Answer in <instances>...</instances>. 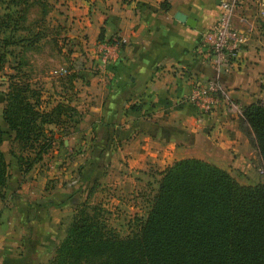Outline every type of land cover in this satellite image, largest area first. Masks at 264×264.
<instances>
[{
    "label": "crops",
    "instance_id": "1",
    "mask_svg": "<svg viewBox=\"0 0 264 264\" xmlns=\"http://www.w3.org/2000/svg\"><path fill=\"white\" fill-rule=\"evenodd\" d=\"M61 1L64 7L58 13H64V17L67 13L83 14L79 19L86 27L84 42L90 55L79 76L73 79V103L83 111V116L69 135L62 137L63 146L75 148L77 152L72 167L65 170L61 179L54 180L48 191L44 185L37 193L21 189L28 177L43 174L37 167L39 163L24 173L14 165L8 191L16 192L22 203L21 208L19 202L14 203L18 211L19 235L13 239L17 241L15 245L3 249L0 230V264H42L52 255L79 199L69 206L68 196L78 188L66 189L58 183L71 173L86 168L79 186L91 182L95 185V181L102 185L108 174L100 176L101 173L96 172V167L102 164L107 166L108 163L109 167L115 166V171L123 173L120 170L129 164L126 157L135 158L142 167L145 157L157 154L167 161L195 155L192 143L198 136V129L207 132L209 152L213 151L212 137L215 146L224 143L227 151L230 146L232 150L241 151L246 144L238 117L227 113L221 97L202 115L188 99L196 84L208 80L219 83L223 79L225 92L241 103L258 99L264 93V74L258 79L260 73H264V0H237L232 24L246 33V41L230 69L233 72L216 71L199 50L202 33L219 15L220 0ZM176 11L194 18L195 25L178 20L174 16ZM100 30L103 37L98 39ZM114 33L119 36L117 43L107 41ZM104 49L110 56L105 62L99 58ZM60 89L61 85L56 83L45 89L43 97L49 94L51 99L58 98L56 92ZM0 124L6 128L1 116ZM48 126L60 137L54 125ZM58 141L47 153L52 151L55 152L52 156H56L61 145ZM180 142L189 144L185 153L180 149ZM84 146L86 149L89 146L90 150L83 151ZM103 147L105 151L100 153ZM190 149L193 153H189ZM44 156L40 165L51 160ZM6 157L10 159L9 155ZM219 166L224 167V164ZM48 170L52 174L47 178L51 179L63 172V169ZM120 176L113 177L112 182L118 181ZM110 178L108 175L107 181ZM115 185L112 188H116ZM124 185L121 184L123 188ZM87 191L86 188L82 192L80 200L86 198ZM43 197L48 198L47 202L43 208L37 207ZM117 202H121L117 205L124 204L122 200ZM28 205L34 210L30 208L27 212ZM1 208L2 199L0 211ZM1 218L0 213V221Z\"/></svg>",
    "mask_w": 264,
    "mask_h": 264
},
{
    "label": "trees",
    "instance_id": "2",
    "mask_svg": "<svg viewBox=\"0 0 264 264\" xmlns=\"http://www.w3.org/2000/svg\"><path fill=\"white\" fill-rule=\"evenodd\" d=\"M34 6L36 16L30 19ZM48 12L47 0H0V71L6 65L12 69L1 91L0 116L6 128L0 124V199L9 196L19 208L18 195L8 191L14 165L23 173L31 170L56 141L63 143L48 125L68 134L83 116L72 96L73 79L86 60L78 69L74 59L62 66L67 71H59L61 89L55 92L60 97L55 99L43 97L46 90L28 66L26 52L39 50L41 40L57 44L53 36L47 37ZM102 37L100 30L98 39ZM118 37L114 33L107 41L117 42ZM243 113L264 163V103L249 102ZM86 184L70 194L79 199L63 237L42 264H264V181L242 183L227 169L199 157L175 159L161 170L144 213L134 212L124 230L104 202L87 198L93 182ZM86 188V198L80 200ZM47 200L40 199L37 207L43 208Z\"/></svg>",
    "mask_w": 264,
    "mask_h": 264
},
{
    "label": "rangeland",
    "instance_id": "3",
    "mask_svg": "<svg viewBox=\"0 0 264 264\" xmlns=\"http://www.w3.org/2000/svg\"><path fill=\"white\" fill-rule=\"evenodd\" d=\"M47 1L49 4L48 17L46 18V27H48L46 28L47 29L46 31L48 33L47 37L51 38L53 36V38L57 39V44L56 46H54L53 44L50 43L51 41H49V39L46 38L41 40L42 45L39 48V50L38 49L29 50L26 52V57L29 62L28 66L30 68H33V72H32L33 77L38 80L39 84L43 87L44 91L45 89H50L51 86L58 83L61 76L59 74V68L66 65L69 59L86 60L90 56L88 54L87 45H85L84 42V39H86V34H87L85 30L86 27L84 26V22L80 21L79 19L81 16H83V14L79 13V14L71 15L67 13L65 14L66 17H64V13L63 14L58 13V11L64 7L61 0H47ZM36 12H37V7L34 6L31 9V12L29 13L30 19L36 16ZM78 19L79 21H77ZM57 27L58 30L57 33H55ZM58 47H62V49H60L59 51ZM15 49L17 50L18 47H16ZM231 60L233 62L236 59H231ZM11 71L12 69L9 68L8 65H6V67L0 71V111L2 106L1 91L5 89L7 84L6 74ZM230 72H233V70ZM223 74L224 72H222L221 74L222 78H223L222 76ZM263 74L264 73H260L258 79H261V75ZM222 83H223V79L219 80L218 84L220 88L221 89L223 88L222 90H224V87L226 86ZM228 95L226 94L225 96L223 95L225 101H227L228 103L237 104L238 109L241 110L242 112L241 113L242 116L238 118V120H240L238 124L239 127L242 129L241 133L243 134V139L245 140V144H246L245 146H243V149L241 150L242 152L232 150L231 146L228 149L231 150L233 153L229 150L227 151V149L225 150L227 146L225 147L224 143L222 144L223 146L219 147L218 144L217 146H215L214 144L215 140L213 137H212L213 141L211 143V145H213V149L211 150L213 151L212 153L211 151L209 152L207 148L208 146L209 147L211 146L207 144L205 139V133L207 132L205 130L198 129L197 130L198 136L192 143L193 146L192 149L194 150L195 155H191V156L203 158L210 162H213V160H211L212 158L218 162L217 165L224 164L223 168L227 169L235 178H237L242 183H254L257 181H264V163L260 155V151L258 149L252 129L243 113L244 105L247 103L245 102L241 103V101L239 102L232 95L229 96ZM260 96L258 99H254L252 101L259 100L261 103H264V93H261ZM227 113L234 115V113H231L228 110ZM208 129L210 130L211 127H209ZM83 130L84 128L82 129V131ZM67 135L69 134H61L60 140L63 141L62 137H67ZM180 143H181L179 145L181 147L180 149H182L183 153H185L186 152L185 148H187L189 144L185 145V143L182 142ZM2 147L6 152V155L8 156L7 153L9 149L8 141H4ZM59 147L60 150L56 152V156H52L53 154H55V152L52 153V151L45 154L44 156L45 159H51L50 161L48 162L46 161V163H43L42 165H40L41 164L40 161L35 163V165L39 163L37 167L38 166L40 167L38 169L39 171H42L43 174L36 175L35 178L28 177V181H26L21 186L22 190L24 191L27 190L28 192L37 193L43 185L46 187L45 189L47 190L50 187V185L54 183V180L56 179L58 180L59 178L61 179V176L63 175L65 170L70 169V167H72L73 156L75 154V151L77 152V149L72 148L71 150L69 148H66L65 146H63V143L59 145ZM89 148L90 147L88 146V148L86 149L84 146L83 151H89L90 150ZM192 149H190L191 151L189 153H193ZM236 152H238V154ZM125 160L129 164L124 165L125 168H123V170H120L123 173L119 171H115L117 168L115 166L109 167L108 163L107 166L103 165L101 168L96 167V172H98V174L101 173L100 176H104L108 173L106 176H104L107 178H104L105 181L102 183V185H100V182L95 181L96 184L95 185L93 184V190L91 191V194L89 193V195L87 196V198L90 199L91 202H94L95 200H101V202H104V206H106V208L110 210L109 215L111 219H113L114 223L117 224L122 230L126 228L127 219L132 217L134 212L144 213L145 206L147 205L146 197L147 195H152V193L154 192L157 186V181L160 177L161 170L164 169V167L167 164L171 163L175 159H173L172 161L171 160L167 161L166 157L165 159H162V157L159 158V154H157L156 157L154 156H151L150 158L145 157L144 160H142V167L138 166V162L135 160V158L130 159L126 157ZM49 164H51L50 166L52 167H50ZM48 168H50V170L63 169L62 170L63 172H61V174H56L57 176L52 179L47 178L49 174H52V172L49 171ZM85 171L86 168H83L81 173L77 171L75 173H71L70 175L68 174L69 175V176L67 175L68 177L63 178V180L58 181V183H61L63 187L66 186L65 187L66 189L68 188L73 190L75 188H78L81 181L83 182ZM80 174H82L81 179H80ZM108 175L111 176L110 178L111 181L110 180L107 181ZM116 175L119 176L121 175V176L118 178V181L113 183L112 179ZM113 184H116L115 186L118 190L116 188H112ZM121 184H125L124 188L121 186ZM68 197L73 198V196L71 195ZM83 197L84 196H82V199ZM19 198L20 196H17L18 200ZM77 198L78 195L77 197L75 196V199L72 200V202H70L69 206H73V202L76 201ZM117 200H122L124 204L117 205V203H121V202H117ZM66 202L68 204V200ZM14 206H15L14 201H11V198H9V196L4 200H2V208L0 211L2 217L0 221V230H2L3 249L7 247H11V245H15L14 242L17 241H14L13 239L17 238L19 235V223L17 219L18 211ZM67 219H69V215H67Z\"/></svg>",
    "mask_w": 264,
    "mask_h": 264
},
{
    "label": "built area",
    "instance_id": "4",
    "mask_svg": "<svg viewBox=\"0 0 264 264\" xmlns=\"http://www.w3.org/2000/svg\"><path fill=\"white\" fill-rule=\"evenodd\" d=\"M219 5L220 11L218 18L202 33L199 45V50L208 58L218 72L230 70L234 67L235 62H232L231 59L237 57L242 45L246 41V33L232 24L237 0H220ZM99 58L105 62L107 59H110L109 52L104 49ZM84 61V59H74V67L77 69L82 67ZM59 71L64 73L67 69L60 67ZM225 94L228 95L220 88L217 81L208 80L205 83L196 84L188 99L203 114L209 112L212 108L211 104L217 102V99L219 97L222 98ZM225 105L227 110L234 113V115L236 113L235 116H238V118L242 116V112L238 109L237 104L225 101Z\"/></svg>",
    "mask_w": 264,
    "mask_h": 264
},
{
    "label": "water",
    "instance_id": "5",
    "mask_svg": "<svg viewBox=\"0 0 264 264\" xmlns=\"http://www.w3.org/2000/svg\"><path fill=\"white\" fill-rule=\"evenodd\" d=\"M178 20L185 22L186 24L190 25V26H194L195 25V19L186 15L185 13L181 12V11H176L175 15H174Z\"/></svg>",
    "mask_w": 264,
    "mask_h": 264
}]
</instances>
